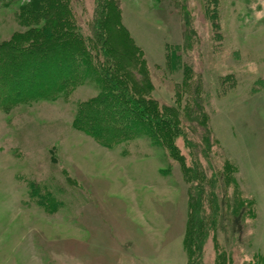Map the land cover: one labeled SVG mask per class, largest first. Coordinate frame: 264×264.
<instances>
[{
    "label": "rangeland",
    "instance_id": "374dc122",
    "mask_svg": "<svg viewBox=\"0 0 264 264\" xmlns=\"http://www.w3.org/2000/svg\"><path fill=\"white\" fill-rule=\"evenodd\" d=\"M27 1L0 4V44L26 30L18 17ZM67 1L79 48L94 64L110 63L112 76L164 115L178 109V158L138 133L130 113L137 136L116 146L76 130L78 105L98 94L89 72L67 97L0 104V264H190L191 188L179 160L198 161L206 177L209 168L219 176L225 161L236 167L240 206L231 208L234 187L220 175L219 227L194 261L215 264L223 252L228 264H264V0ZM206 6L213 12L205 19ZM5 56L0 66L11 68ZM29 59L13 68L32 67ZM185 67L192 72L186 85ZM197 100L205 122L190 114Z\"/></svg>",
    "mask_w": 264,
    "mask_h": 264
},
{
    "label": "trees",
    "instance_id": "16d2710c",
    "mask_svg": "<svg viewBox=\"0 0 264 264\" xmlns=\"http://www.w3.org/2000/svg\"><path fill=\"white\" fill-rule=\"evenodd\" d=\"M0 1L4 7L12 3V0ZM19 9L18 23L26 30L20 35H12L11 38L0 44V56L4 55L0 60L7 59L5 56L7 55L10 56L8 63L12 64V67H6L7 69L0 66V78L8 71L10 78L8 82L11 83L8 87H2L1 91L4 95L0 97V104L13 105L24 100L31 102L54 101L59 97H67L77 86L86 81L89 72L93 74V80L98 77L97 82L95 81L98 94L78 105L73 120L76 130L93 138L103 147L116 146L137 136L133 126H130L127 121L126 115L130 113L142 127L138 133L149 135L154 144L169 149L172 153L171 156L178 158V150L173 141L180 127L179 115L176 112L178 109L167 108L168 114L164 115L156 101L150 98L146 99L143 95L133 96L135 95L132 93L134 85L133 88L131 86L127 88L124 82L112 76L109 70L110 63L101 64L102 68L100 65L94 64L92 53L90 51L85 53L82 48H79L78 43L82 41V38L73 32L74 26L70 21L71 18L68 17L71 16V10L70 7L68 8L67 0H29ZM209 11L212 13L213 8L206 6V11L203 12L205 19L208 18ZM64 13L68 15L64 16ZM62 42H66V44H61ZM172 49L175 51L177 47L172 46ZM69 51L71 55L68 54ZM10 53L12 55H8ZM165 54L169 56L167 50ZM25 56L33 58L35 64L30 68H23V64L19 68ZM57 57H59L60 61L57 60L59 62L55 59ZM46 59H50V64L44 63ZM14 63L19 66L13 68ZM140 66L141 70L143 69L145 72L143 63ZM183 69L182 83L186 85L191 79L192 72L189 67ZM32 78L36 79L38 83L26 82ZM105 88L108 92L104 90ZM194 89L193 91L197 92L200 89L199 84H195ZM194 106L196 113L190 114L195 115L200 112L199 117L205 122L207 118L203 112L201 113L200 101H194ZM190 114L186 113L189 117ZM111 116L115 122L120 121L113 127L104 124L109 123L107 120H111ZM208 140L206 136V143ZM195 153L197 154L198 151L195 150ZM179 161L186 182L190 184L191 188L190 194H188L190 203L188 205L185 245L188 256L191 258L190 264H193L195 259L197 262L201 258L203 246L210 235L209 233L217 231L219 227L221 204L217 178L220 175H222L223 181L234 187L231 208L234 210L240 206L234 178L236 167L234 163L225 161L222 173L218 172L219 176L217 172L209 168L210 177H206L198 161H195L194 166L191 167H185L183 161ZM192 180H196V184ZM45 199L48 206L55 205L54 198L50 195ZM203 201L206 204V211ZM51 202L52 204L49 205ZM208 210L209 212H207ZM213 240L214 247L217 248L220 244L217 243L214 236ZM224 256L223 252H219L215 264H228ZM196 262L195 264H197Z\"/></svg>",
    "mask_w": 264,
    "mask_h": 264
}]
</instances>
